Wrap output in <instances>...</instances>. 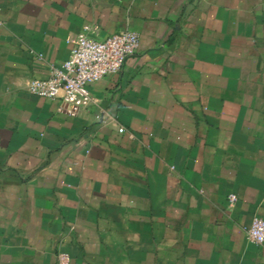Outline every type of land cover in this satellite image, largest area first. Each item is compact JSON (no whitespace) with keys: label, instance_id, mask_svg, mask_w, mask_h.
Listing matches in <instances>:
<instances>
[{"label":"crops","instance_id":"obj_1","mask_svg":"<svg viewBox=\"0 0 264 264\" xmlns=\"http://www.w3.org/2000/svg\"><path fill=\"white\" fill-rule=\"evenodd\" d=\"M86 27L140 48L85 110L32 95ZM255 217L264 0H0V264H264Z\"/></svg>","mask_w":264,"mask_h":264},{"label":"built area","instance_id":"obj_2","mask_svg":"<svg viewBox=\"0 0 264 264\" xmlns=\"http://www.w3.org/2000/svg\"><path fill=\"white\" fill-rule=\"evenodd\" d=\"M90 30L86 27L77 36L69 58L61 67L52 66L49 78L31 80L28 90L32 95L85 110L94 102L90 86L120 73L126 60L140 48L139 35L133 31H121L98 41L91 38ZM119 131L123 133L125 129ZM230 200L234 202L236 197L231 195ZM247 237L251 243L264 246V218L253 219ZM59 264H70V257L60 254Z\"/></svg>","mask_w":264,"mask_h":264}]
</instances>
